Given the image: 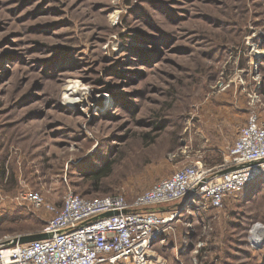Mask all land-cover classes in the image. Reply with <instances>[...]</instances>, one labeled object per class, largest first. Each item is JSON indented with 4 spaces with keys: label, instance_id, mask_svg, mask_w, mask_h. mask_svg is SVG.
<instances>
[{
    "label": "rangeland",
    "instance_id": "rangeland-1",
    "mask_svg": "<svg viewBox=\"0 0 264 264\" xmlns=\"http://www.w3.org/2000/svg\"><path fill=\"white\" fill-rule=\"evenodd\" d=\"M252 112L264 126V0H0V245L51 216L28 194L130 201L220 165ZM258 181L218 209L189 195L146 208L167 218L153 259L264 264Z\"/></svg>",
    "mask_w": 264,
    "mask_h": 264
},
{
    "label": "built area",
    "instance_id": "built-area-1",
    "mask_svg": "<svg viewBox=\"0 0 264 264\" xmlns=\"http://www.w3.org/2000/svg\"><path fill=\"white\" fill-rule=\"evenodd\" d=\"M262 177L264 126L252 112L220 165L182 166L130 201L121 192L92 198L69 191L55 205L28 194L31 206L51 213L39 231L47 237L15 245L11 238L0 245V264H158L151 245L167 218L146 208L177 203L189 195L188 200L203 199L218 209L227 197Z\"/></svg>",
    "mask_w": 264,
    "mask_h": 264
},
{
    "label": "bare ground",
    "instance_id": "bare-ground-1",
    "mask_svg": "<svg viewBox=\"0 0 264 264\" xmlns=\"http://www.w3.org/2000/svg\"><path fill=\"white\" fill-rule=\"evenodd\" d=\"M70 85V84H69ZM77 83L76 84H72V85H70V86H68V87H66V92H65V94H66V98H68V102H70L73 98H71V96H70V94L68 93L69 91H71V92H73L74 93V91H78V89H77ZM68 91V92H67ZM72 93V94H73ZM65 98V99H66ZM259 181H258V179H255V181H251L248 185H250V184H257ZM253 231H254V235L256 236V234L258 233H260V235H261V233H263L264 232V227H263V225H261V224H255L254 226H253ZM257 234V235H258ZM257 238H261L262 236H256ZM262 239H264V236L262 237Z\"/></svg>",
    "mask_w": 264,
    "mask_h": 264
},
{
    "label": "trees",
    "instance_id": "trees-1",
    "mask_svg": "<svg viewBox=\"0 0 264 264\" xmlns=\"http://www.w3.org/2000/svg\"><path fill=\"white\" fill-rule=\"evenodd\" d=\"M111 166V163H107L104 164L103 166H101L98 170H96L95 172H93L91 174V178H92V184L97 187L99 182L106 176H108L109 174V167ZM83 195V194H81Z\"/></svg>",
    "mask_w": 264,
    "mask_h": 264
},
{
    "label": "water",
    "instance_id": "water-1",
    "mask_svg": "<svg viewBox=\"0 0 264 264\" xmlns=\"http://www.w3.org/2000/svg\"><path fill=\"white\" fill-rule=\"evenodd\" d=\"M110 214H111V212L106 213L105 215H110ZM46 237H47V234L38 232V233H35L33 235H25V236L15 237L12 239L11 243L13 245H15L17 243L22 244V243H27V242L37 240V239H44Z\"/></svg>",
    "mask_w": 264,
    "mask_h": 264
},
{
    "label": "crops",
    "instance_id": "crops-1",
    "mask_svg": "<svg viewBox=\"0 0 264 264\" xmlns=\"http://www.w3.org/2000/svg\"><path fill=\"white\" fill-rule=\"evenodd\" d=\"M170 205H173V206H175V205H176V203H170Z\"/></svg>",
    "mask_w": 264,
    "mask_h": 264
}]
</instances>
